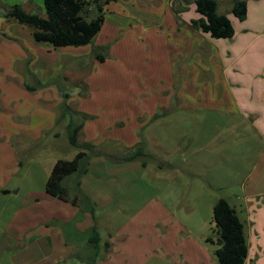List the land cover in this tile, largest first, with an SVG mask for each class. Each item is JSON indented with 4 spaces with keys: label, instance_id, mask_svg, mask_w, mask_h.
I'll list each match as a JSON object with an SVG mask.
<instances>
[{
    "label": "rangeland",
    "instance_id": "1",
    "mask_svg": "<svg viewBox=\"0 0 264 264\" xmlns=\"http://www.w3.org/2000/svg\"><path fill=\"white\" fill-rule=\"evenodd\" d=\"M147 1L87 0L88 16L102 13L104 23L90 44L67 47L36 40L30 26L6 19L0 6V39L21 40L31 55L34 111L47 89L68 95L61 97L56 129L10 138L17 150L12 162L19 164L4 181L12 193L0 195V257L9 238L4 229L28 193L57 210V199L43 198L48 177L57 160L83 151L88 170L73 176L97 205L76 191L72 177L68 183L82 212L96 208L95 224L111 228L113 264H219L213 205L221 197L244 205V185L263 158L264 140L238 117L185 110L174 101L155 109L173 93L167 44L174 34L168 38L173 24L164 0ZM3 2L45 12L43 0ZM70 121L82 124L79 147L69 140ZM12 239L19 246L8 264L28 263L29 237Z\"/></svg>",
    "mask_w": 264,
    "mask_h": 264
},
{
    "label": "crops",
    "instance_id": "2",
    "mask_svg": "<svg viewBox=\"0 0 264 264\" xmlns=\"http://www.w3.org/2000/svg\"><path fill=\"white\" fill-rule=\"evenodd\" d=\"M195 1L164 0L163 4L170 8L168 18L173 24L168 38L171 33L174 34L167 44L172 54L169 85L173 93L157 103L155 109L168 106L169 101H174L185 110L205 113L212 111L226 118L238 117L245 124L250 123L263 141L264 0H245L247 11L242 15H234L232 12L235 0H218L220 12L231 19L234 27V34L230 38L217 37L202 30L206 17L198 12ZM0 6L5 11L9 5L0 0ZM145 28L150 31V28ZM21 43L16 38L0 39V195L12 193L5 191L7 185L4 181L9 168L19 164L12 162L17 150L13 149L15 142L10 138L27 136L33 134V131L38 135L42 127L45 132L54 127L56 129L61 97H66L59 91L50 95L47 89L40 96L42 105L34 111L33 97L38 88L35 85L38 79H35V73L30 69V52ZM196 104L197 108H190ZM71 177L75 178L70 176L65 183L69 189V199L76 200V205L46 192L44 200L52 197L58 201L53 202V205L57 203V210L51 211L49 200L40 202L37 192L28 193L22 207L14 212L13 219L4 229V235L9 238L5 241L6 251L0 257V264H8L12 256H15L12 249H16L19 242L17 244L12 239L13 235L18 241L22 237H29L27 247L31 249L27 253L30 254L27 260L30 261L26 264L91 262L95 256L93 226L100 233L96 264L114 263L111 228L108 230L106 225L102 227L95 224L96 208L85 207V212H82L83 207L77 198V192L83 191L82 181L74 179L80 189L76 188L77 192H73L68 183ZM83 193L92 199L85 191ZM243 199L244 205L236 206V209L243 215L241 218L246 223L249 241V255L245 264H264V154L244 185ZM103 230L108 235H103ZM119 244L124 245L125 239Z\"/></svg>",
    "mask_w": 264,
    "mask_h": 264
},
{
    "label": "trees",
    "instance_id": "3",
    "mask_svg": "<svg viewBox=\"0 0 264 264\" xmlns=\"http://www.w3.org/2000/svg\"><path fill=\"white\" fill-rule=\"evenodd\" d=\"M199 13L206 17L202 25L204 32H210L217 37L230 38L234 34L231 19L220 12L218 0H196ZM45 16L40 12L27 11L21 4L8 6L4 11L6 19L15 20L28 25L33 30L36 40L50 43L54 47L84 46L91 43L93 38L101 30L104 23V15L89 17L86 9L87 0H43ZM102 12V8H100ZM247 11L245 0H235L232 5L234 15H242ZM101 61L104 57H100ZM66 97L68 95H65ZM65 114L70 113L69 105L63 106ZM69 140L79 147L78 134L82 124H68ZM90 146V145H89ZM84 161V162H83ZM85 152L78 151L71 160L59 159L54 164L46 183V192L52 197L70 202L76 205V200L69 199V189L65 180L76 173H86L90 164ZM86 198H88L86 196ZM91 208V207H90ZM93 213V211H91ZM213 222L215 232L218 235L216 257L219 264H245L249 255V241L246 231V223L241 218L238 210L225 197L217 199L213 205ZM92 239L95 256L93 261L86 264H96L97 253L100 248V233L95 226L92 228ZM211 241L214 239L208 238ZM63 261L59 264H66Z\"/></svg>",
    "mask_w": 264,
    "mask_h": 264
}]
</instances>
